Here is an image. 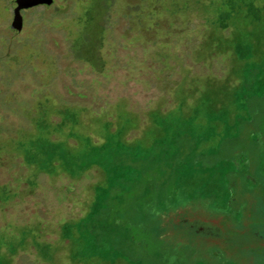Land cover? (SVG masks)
<instances>
[{
  "label": "rangeland",
  "instance_id": "374dc122",
  "mask_svg": "<svg viewBox=\"0 0 264 264\" xmlns=\"http://www.w3.org/2000/svg\"><path fill=\"white\" fill-rule=\"evenodd\" d=\"M0 0V264H264V0Z\"/></svg>",
  "mask_w": 264,
  "mask_h": 264
},
{
  "label": "water",
  "instance_id": "95a60500",
  "mask_svg": "<svg viewBox=\"0 0 264 264\" xmlns=\"http://www.w3.org/2000/svg\"><path fill=\"white\" fill-rule=\"evenodd\" d=\"M53 0H11L10 6L16 16L20 15V11L31 9L38 6H51Z\"/></svg>",
  "mask_w": 264,
  "mask_h": 264
},
{
  "label": "flooded vegetation",
  "instance_id": "af4514ba",
  "mask_svg": "<svg viewBox=\"0 0 264 264\" xmlns=\"http://www.w3.org/2000/svg\"><path fill=\"white\" fill-rule=\"evenodd\" d=\"M38 7L45 8V7H47V6H38ZM34 8H36V7H34ZM34 8H31V9H34ZM28 10H30V9H27V10H22V11H20V12H25V11H28Z\"/></svg>",
  "mask_w": 264,
  "mask_h": 264
}]
</instances>
